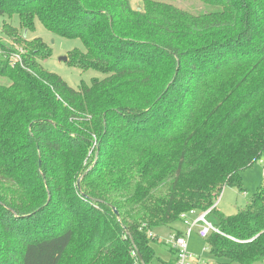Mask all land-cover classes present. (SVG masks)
Here are the masks:
<instances>
[{"label":"trees","instance_id":"1","mask_svg":"<svg viewBox=\"0 0 264 264\" xmlns=\"http://www.w3.org/2000/svg\"><path fill=\"white\" fill-rule=\"evenodd\" d=\"M200 1L214 9L0 0L26 31L39 19L79 38L70 64L104 75L70 86L43 67L41 37L4 22L0 264H134L135 251L152 264L150 231L243 189L264 156V0ZM206 217L217 262H264V183L236 213Z\"/></svg>","mask_w":264,"mask_h":264},{"label":"rangeland","instance_id":"2","mask_svg":"<svg viewBox=\"0 0 264 264\" xmlns=\"http://www.w3.org/2000/svg\"><path fill=\"white\" fill-rule=\"evenodd\" d=\"M134 8L143 6L144 0H130ZM175 4L176 6L186 9L194 13L212 11L214 8L206 5L200 0H163ZM7 22L22 32L24 36L29 39L41 37L51 49L50 56L41 61L43 67L51 72L60 75L70 86L79 88L82 81L90 82L95 77H103L104 75L93 69L82 70L77 66H73L69 62V51L74 48L84 49L83 43L79 38H67L56 35L49 31L39 19H36V26L34 31H26L20 25V19L17 14L13 16L0 14V40L10 42V39L3 32V24ZM68 57L65 60V57ZM0 83H8V80L0 76ZM243 175V189L223 186L222 191L215 199V204L218 209L226 215L236 213L240 208L245 207L249 200L256 194L259 188L264 183V156L258 160L254 165L248 167L242 172ZM173 225V226H172ZM172 227H183L181 221L172 224ZM171 226L162 227L164 229H171ZM198 227L194 228V233L189 240V249L195 255L196 259L206 261L217 260L211 255L206 240L200 237L197 233ZM173 230H154L158 235L156 241L152 243L155 248L156 257L152 264H161V262L176 259L174 251L166 243L167 237ZM237 264V263H233ZM255 264H264V262H257Z\"/></svg>","mask_w":264,"mask_h":264},{"label":"built area","instance_id":"3","mask_svg":"<svg viewBox=\"0 0 264 264\" xmlns=\"http://www.w3.org/2000/svg\"><path fill=\"white\" fill-rule=\"evenodd\" d=\"M17 59L18 56H16L14 60ZM215 206L216 204L203 212L192 209L181 214V221L184 224V230H180V234L177 233L178 231L169 234L166 240L170 250L174 251L176 254V259L169 261L173 262L174 264H220L219 262L206 261L200 258L196 259L195 255L189 249V240L194 233L195 227H198L197 233L204 239H206L211 232L221 233V231L216 228L206 217L208 212ZM149 236L155 237L158 235L154 231H150ZM134 256V264H144L141 261L138 252L135 251ZM145 264L147 263L145 262Z\"/></svg>","mask_w":264,"mask_h":264},{"label":"crops","instance_id":"4","mask_svg":"<svg viewBox=\"0 0 264 264\" xmlns=\"http://www.w3.org/2000/svg\"><path fill=\"white\" fill-rule=\"evenodd\" d=\"M181 223H182V221H181ZM184 225V224H183ZM173 226V225H172ZM171 226V229L170 228H168V229H164V228H160V229H158V230H173L171 233H173V232H176V231H178V230H184V226L183 227H172Z\"/></svg>","mask_w":264,"mask_h":264},{"label":"water","instance_id":"5","mask_svg":"<svg viewBox=\"0 0 264 264\" xmlns=\"http://www.w3.org/2000/svg\"><path fill=\"white\" fill-rule=\"evenodd\" d=\"M67 59H68V57L66 56V57H65V60H67ZM80 181H81V178L78 179V182H77L78 186H80ZM115 212H116V214H118V211H117V210H115ZM139 257H140L141 261L145 264V262H144V260L142 259V256H141L140 253H139Z\"/></svg>","mask_w":264,"mask_h":264}]
</instances>
